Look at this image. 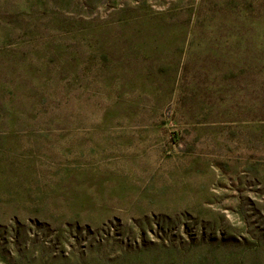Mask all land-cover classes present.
<instances>
[{"label":"rangeland","instance_id":"1","mask_svg":"<svg viewBox=\"0 0 264 264\" xmlns=\"http://www.w3.org/2000/svg\"><path fill=\"white\" fill-rule=\"evenodd\" d=\"M0 264H264V0H0Z\"/></svg>","mask_w":264,"mask_h":264}]
</instances>
